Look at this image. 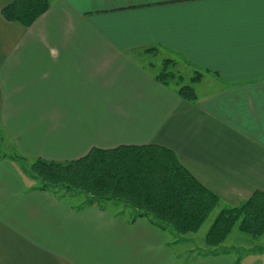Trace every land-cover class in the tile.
Instances as JSON below:
<instances>
[{
    "label": "crops",
    "instance_id": "0c3cea01",
    "mask_svg": "<svg viewBox=\"0 0 264 264\" xmlns=\"http://www.w3.org/2000/svg\"><path fill=\"white\" fill-rule=\"evenodd\" d=\"M13 1L0 0V264H234L41 190L29 167L157 145L220 208L264 192V0H50L30 28L2 16ZM167 67L201 75L195 101L156 80Z\"/></svg>",
    "mask_w": 264,
    "mask_h": 264
},
{
    "label": "trees",
    "instance_id": "16d2710c",
    "mask_svg": "<svg viewBox=\"0 0 264 264\" xmlns=\"http://www.w3.org/2000/svg\"><path fill=\"white\" fill-rule=\"evenodd\" d=\"M49 8L50 0H14L3 8L2 16L30 28ZM155 78L163 84L177 80L180 97L188 101L197 99L192 85L201 79L200 74L189 85H183L184 78L168 67ZM30 172L41 190L70 201L84 197L81 207L106 210L104 204H115L114 208L123 204L136 211L133 220L144 218L170 235L197 233L218 208L205 237L210 247L224 244L235 227L252 238L264 235V192H254L236 207L220 208L219 197L204 187L173 151L161 146L93 148L86 156L67 163L37 159L31 163Z\"/></svg>",
    "mask_w": 264,
    "mask_h": 264
},
{
    "label": "rangeland",
    "instance_id": "374dc122",
    "mask_svg": "<svg viewBox=\"0 0 264 264\" xmlns=\"http://www.w3.org/2000/svg\"><path fill=\"white\" fill-rule=\"evenodd\" d=\"M168 83L170 85H174L176 84V81L174 82L173 80L170 79L168 80ZM189 84L190 83L188 82L186 75H184L183 85H189ZM0 142L3 143L2 141ZM3 152H5V148H3L1 154H3ZM19 159L23 160L21 158ZM31 174L33 175L32 177L36 180L34 174L33 173ZM83 199L84 197H80L78 199L73 200V202L80 206L82 201H84ZM114 205L111 204L112 207H114ZM117 205H119L117 208L118 210L114 209L112 211H116V210L117 212L120 211V215L123 214L126 218L130 220L135 218L134 216V213H136L135 210L131 208H126L123 204L120 203H118ZM104 206L107 209L112 208L110 205L108 206V204H104ZM219 210L220 209L217 208L213 211V213L210 215L208 220L205 222V224L197 233L181 235L174 232V234H171L170 239L172 243H170V246L176 247L177 246L176 243L178 244L188 243V246H184L181 249V251L182 252L184 251L186 255H189L192 252L193 254H199L200 256L205 254L206 256H212L213 254L227 255L234 257L235 261H240V264H252V262L256 260L264 261V235L259 238H252L251 236L240 232L238 227L234 228V230L229 235L226 242L221 246L210 247L206 244V240H205L206 234L208 233V230L211 227L213 221L215 220ZM167 231H171V233H173L172 232L173 230L171 228H168Z\"/></svg>",
    "mask_w": 264,
    "mask_h": 264
}]
</instances>
